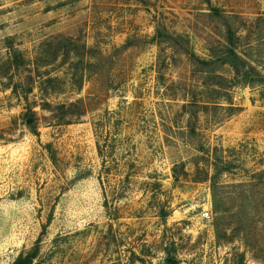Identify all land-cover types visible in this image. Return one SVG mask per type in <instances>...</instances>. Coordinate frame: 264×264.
Instances as JSON below:
<instances>
[{"label":"rangeland","instance_id":"1","mask_svg":"<svg viewBox=\"0 0 264 264\" xmlns=\"http://www.w3.org/2000/svg\"><path fill=\"white\" fill-rule=\"evenodd\" d=\"M227 44L264 78V0H0V264H264V80Z\"/></svg>","mask_w":264,"mask_h":264},{"label":"trees","instance_id":"2","mask_svg":"<svg viewBox=\"0 0 264 264\" xmlns=\"http://www.w3.org/2000/svg\"><path fill=\"white\" fill-rule=\"evenodd\" d=\"M193 58V57H192ZM200 64L208 66L212 62L211 61H199ZM220 66H228L232 69L234 76L231 78L232 82L235 84H241V85H248L251 86L256 83H262L264 78L263 76H260L258 72H256L255 68L251 66V64L245 60L235 49V46L227 44L223 47V52L220 56ZM255 76V77H254ZM31 120H29V125H31ZM105 138L104 136H101ZM98 153L101 156V146H99V142H96ZM103 163V162H102ZM223 169H227L228 164H222ZM227 171V170H224ZM221 201L217 198V196H214L212 207L215 211H217L220 207ZM39 241L36 242L34 247L26 253L20 254L17 256V258L11 263V264H34L35 259L38 256L39 253ZM239 260L240 264H244V254H239ZM166 264H176V263H170L166 262Z\"/></svg>","mask_w":264,"mask_h":264},{"label":"built area","instance_id":"3","mask_svg":"<svg viewBox=\"0 0 264 264\" xmlns=\"http://www.w3.org/2000/svg\"><path fill=\"white\" fill-rule=\"evenodd\" d=\"M209 217H210V213L208 211H205V212L202 213V218L203 219H207Z\"/></svg>","mask_w":264,"mask_h":264},{"label":"water","instance_id":"4","mask_svg":"<svg viewBox=\"0 0 264 264\" xmlns=\"http://www.w3.org/2000/svg\"><path fill=\"white\" fill-rule=\"evenodd\" d=\"M167 262H170V263H176V261L173 260V259H167Z\"/></svg>","mask_w":264,"mask_h":264}]
</instances>
